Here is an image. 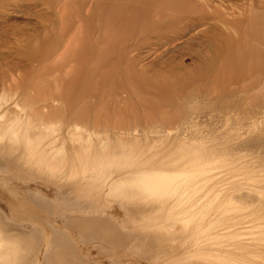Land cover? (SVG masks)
<instances>
[{"label": "rangeland", "instance_id": "374dc122", "mask_svg": "<svg viewBox=\"0 0 264 264\" xmlns=\"http://www.w3.org/2000/svg\"><path fill=\"white\" fill-rule=\"evenodd\" d=\"M38 1L7 11L4 81L55 95L58 109L26 104L31 128L82 126L91 151L79 160L86 134L58 139V175L30 163L24 136L0 157V227L32 242L0 264H264V0H63L47 14ZM141 170L202 174L174 214L144 217L109 193Z\"/></svg>", "mask_w": 264, "mask_h": 264}, {"label": "bare ground", "instance_id": "6f19581e", "mask_svg": "<svg viewBox=\"0 0 264 264\" xmlns=\"http://www.w3.org/2000/svg\"><path fill=\"white\" fill-rule=\"evenodd\" d=\"M62 1L63 0H48V2L46 3L43 2L44 8L47 10L46 14L52 13L53 11L62 12L69 10L70 9V6L68 5L69 3L64 2L62 4ZM179 1L182 2L185 1V3H187L186 0H179ZM38 2L40 1L0 0V20L4 22V25L0 26V30H1L0 40L3 39L1 37L6 32V29L4 27L5 24L7 23L6 19L8 18L7 11L8 10L14 11L17 10L18 8L21 9L24 7L30 10L29 12H33L37 14L38 12L34 8H36V4H38ZM128 9H130V6ZM194 19L195 18H191V17L185 19L183 21L182 26H184V28L182 29V31H185L189 26L194 25ZM180 33L182 32L179 31L178 34ZM176 37H178V35H176ZM157 44H161V43H157ZM34 57L36 56L32 55L31 58ZM8 58L9 57H7V55H3V54L0 55V74L3 75V71L5 72L4 76H0V81H1L0 90L2 89V92L0 91L1 92L0 157L2 158L5 154H8L10 156L13 153L18 152L22 148L20 144V139L22 136H24L27 144L26 153L27 156H29L30 163H33V165H36L37 168H39V170H42L44 172L48 171L51 174H56V175L61 174L62 172H64V169L67 166L68 161L66 156V149L64 147V142L62 143L61 148L57 149L54 146L56 141L61 138L63 139L64 136L65 138H71L73 141H81V139H83V137H85L84 135L86 134L88 137L87 138L88 141L84 142L86 143L84 146H87V149L80 148L77 150L79 153L78 158L81 161L83 158L82 154L84 152L89 153L91 151L88 146H90L93 133L89 132L87 129H85L82 126L75 125V127H71V125H68L66 127L67 130L65 131V135H63L62 133L63 129L61 123H51V124L44 123L42 124V128L39 129V132L33 130V128L31 127H35L33 126L35 125L33 124V122H35L36 118L35 116H32L31 113L27 114L26 104L28 103V105H30L33 108L32 105H37L38 102L41 101L42 105H37V106H40L42 109H47V110L52 108L58 109V105L56 103L58 101V98L55 95L53 96L50 94L48 98L42 100L38 98L39 95L37 96V98L36 96L34 98H30L33 96L31 94L29 97H26L27 93H25L24 91L21 92L20 87L17 86L14 87L13 85L6 84L4 80L7 79L8 70L12 65L11 61H9ZM32 87L37 88L36 86H32ZM35 93L39 94V92L36 91L34 92V94ZM35 109L38 110V107H34L33 111H36ZM107 134L108 132L104 134H101L97 131L95 132V135L97 137L101 135L103 136L104 138L103 143L107 140L106 139L108 137ZM46 139H49L47 143H45ZM6 142H7V146H6ZM98 163L99 162H97L96 164ZM200 174H202V170L201 171L193 170L191 173H187V174L181 173L177 175L164 173L162 171H150V170L136 171L134 174L113 181L110 185L109 193L113 195L123 196L127 198L129 201L133 202L135 206L137 207L139 206L138 208L141 207L140 208L141 215H143L144 217H150V216L152 217L153 216L152 209L155 210L157 206V209L155 211L158 214L157 217H160L164 213L166 214L173 213L175 210L180 208V206L186 200V194L181 193V190L183 189L182 187L183 184H185L186 182L194 181L195 179H197V177ZM73 176L74 175H71V177ZM228 204H230L231 207H234L233 202H229ZM158 207H160V209H158ZM142 210L144 212H142ZM262 213H264V211H262ZM201 214L202 212H199V215ZM182 222L188 225L189 223L192 222V218L184 219L182 220ZM169 230L170 229H168L165 226L157 227L151 229V233L155 238L159 239L162 238L165 232H168ZM12 231L13 230H11L10 232L9 227L7 228V225H3L0 227V263H8V262L17 263L23 251L25 252L30 248L29 244L32 245V242L27 240L28 236H26V234L23 233V231L22 233L20 232L12 233Z\"/></svg>", "mask_w": 264, "mask_h": 264}]
</instances>
